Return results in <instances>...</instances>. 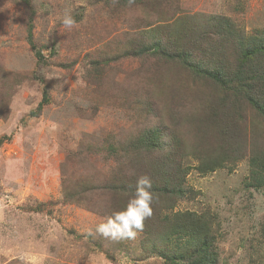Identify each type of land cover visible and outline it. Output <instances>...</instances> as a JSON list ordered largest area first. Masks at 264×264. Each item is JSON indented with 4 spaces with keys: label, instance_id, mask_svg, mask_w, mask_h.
Here are the masks:
<instances>
[{
    "label": "rangeland",
    "instance_id": "374dc122",
    "mask_svg": "<svg viewBox=\"0 0 264 264\" xmlns=\"http://www.w3.org/2000/svg\"><path fill=\"white\" fill-rule=\"evenodd\" d=\"M260 40L264 0H0V264H190L159 255L178 252L154 235L170 226L163 216L186 210L212 222L217 264H264V187L251 185L249 165L264 153V118L241 101L215 120L221 89L158 53H133L168 41L230 70L238 43ZM153 127L163 149L147 160L129 148ZM169 130L182 144L171 155ZM142 175L176 185L170 200L152 194L150 233H96L133 194L114 186Z\"/></svg>",
    "mask_w": 264,
    "mask_h": 264
},
{
    "label": "trees",
    "instance_id": "16d2710c",
    "mask_svg": "<svg viewBox=\"0 0 264 264\" xmlns=\"http://www.w3.org/2000/svg\"><path fill=\"white\" fill-rule=\"evenodd\" d=\"M141 2V0H119L121 4H131ZM212 20H217L218 26L224 31H232V24L227 18L218 19L216 16L211 17ZM219 31L221 32V29ZM165 40H168L167 38ZM29 42L33 46L32 40L29 36ZM239 54L237 63L234 68L225 70L222 65H211L208 62H204L201 58H198L194 51H190L187 47L180 49L171 48L168 41H154L149 44H142L138 50H134L133 53L138 55L149 53H158L159 57H164L168 61H177L182 64L188 71L196 78L209 80L219 90L225 94L219 99V104L216 107H212V114L216 117L229 118L231 111L235 110L239 102L248 104L258 115L264 118V40L251 41L244 45L239 42ZM38 57L42 55L38 53ZM213 114V115H214ZM226 122H233L232 120H226ZM224 126V127H223ZM219 129V133L222 137L226 132L227 124H224ZM167 129V128H162ZM161 128L153 127L148 131H144L136 141L130 144V150L139 155L145 156L147 160H150L155 151L159 148L163 149L160 142ZM163 133V132H162ZM170 139V152L169 155L174 153V150L181 148V139L175 133L169 130L167 132ZM2 139H0V145ZM250 165V179L255 187H264V153H253L249 158ZM163 166L156 167L153 172L160 170ZM222 166L221 158L217 160H211L210 162H203L198 164V168L202 172L213 171L216 167ZM166 169V168H163ZM145 174V170L143 171ZM154 174H151L153 177ZM172 179L177 181L175 176H170ZM174 177V178H173ZM179 180V179H178ZM163 183V187H154L152 182V194L168 196V200L171 199V195L174 194L173 187H176L173 180H166ZM136 186V182L133 178L128 179L126 176L125 183L120 187L114 186L117 191L123 192V194L133 193ZM172 189V190H171ZM119 191V192H120ZM183 192V190H181ZM158 193V195H159ZM132 196V194H130ZM171 208V207H170ZM167 216H163L164 220L169 221L170 226L166 231L160 235L154 233L158 239H162L164 244H174L176 248L172 256L166 255L165 251L157 249L159 255L165 257L167 261H173L175 258L185 259L190 264H217V254L213 244L212 234V222L204 214H197L193 211H176L169 212ZM150 233V229L147 227V223L144 222L143 231ZM177 240L176 243L171 242ZM160 241V242H163ZM157 248L156 244L153 242Z\"/></svg>",
    "mask_w": 264,
    "mask_h": 264
},
{
    "label": "clouds",
    "instance_id": "9594fccd",
    "mask_svg": "<svg viewBox=\"0 0 264 264\" xmlns=\"http://www.w3.org/2000/svg\"><path fill=\"white\" fill-rule=\"evenodd\" d=\"M61 22L68 30L73 29L77 24L70 10L64 11ZM151 189L152 181L149 176L137 177L135 189L127 204L120 210L113 211L104 222L98 224L95 232L115 241L135 239L143 230L144 221L152 215Z\"/></svg>",
    "mask_w": 264,
    "mask_h": 264
}]
</instances>
